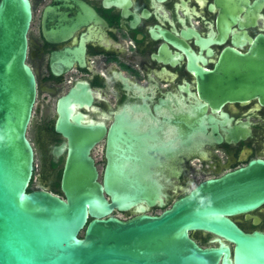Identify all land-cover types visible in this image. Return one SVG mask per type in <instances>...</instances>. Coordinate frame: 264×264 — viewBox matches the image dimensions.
I'll use <instances>...</instances> for the list:
<instances>
[{"label": "water", "instance_id": "95a60500", "mask_svg": "<svg viewBox=\"0 0 264 264\" xmlns=\"http://www.w3.org/2000/svg\"><path fill=\"white\" fill-rule=\"evenodd\" d=\"M32 19L31 0H0V264H264V233H246L230 218L264 204V159L204 179L152 214L147 207L165 204L164 185L152 168L159 158L142 143L110 136L101 179L92 149L105 127L85 124L74 112L73 91L59 99L56 129L66 139L53 149L56 162L66 150L62 194L28 190L35 152L27 130L37 96L27 63ZM85 19L72 24L67 13L48 5L45 36L65 39ZM226 54L214 70L199 69L203 96L218 107L254 97L264 102V36L246 53L230 48ZM69 56L68 47L52 54L55 73L70 67ZM134 208L127 218L115 214ZM191 230L234 241L233 257L224 241L203 247Z\"/></svg>", "mask_w": 264, "mask_h": 264}, {"label": "flooded vegetation", "instance_id": "af4514ba", "mask_svg": "<svg viewBox=\"0 0 264 264\" xmlns=\"http://www.w3.org/2000/svg\"><path fill=\"white\" fill-rule=\"evenodd\" d=\"M31 2L27 63L36 76L37 96L27 135L35 157L41 155L55 176L66 156L65 150L54 161L53 149L66 139L56 129L58 103L70 91V104L84 115L83 122L105 127L92 149L101 179L110 136H120L122 144L142 143L144 151L159 158L152 168L164 185L165 204L147 207L152 214L204 179L264 159V102L254 97L214 106L201 93L199 74L200 68L214 70L227 49L246 53L264 36V0ZM48 5L67 13L72 24L79 16L86 19L67 38L49 41L43 26ZM66 47L71 65L55 73L52 54ZM97 157L103 159L102 169ZM230 218L246 233H264V204ZM189 234L203 247L224 241L233 257L234 241L206 230Z\"/></svg>", "mask_w": 264, "mask_h": 264}, {"label": "rangeland", "instance_id": "374dc122", "mask_svg": "<svg viewBox=\"0 0 264 264\" xmlns=\"http://www.w3.org/2000/svg\"><path fill=\"white\" fill-rule=\"evenodd\" d=\"M35 13H36L35 18L37 19L38 11ZM97 161L100 169H102L104 164L103 159L97 157ZM34 164H35V168H34V175L31 186L33 188H37L46 185L51 188L52 181L54 180V178H56L55 173L52 172V170H50L49 168H46L44 159L41 155H36ZM117 214L120 216L125 215L121 212H117Z\"/></svg>", "mask_w": 264, "mask_h": 264}, {"label": "trees", "instance_id": "16d2710c", "mask_svg": "<svg viewBox=\"0 0 264 264\" xmlns=\"http://www.w3.org/2000/svg\"><path fill=\"white\" fill-rule=\"evenodd\" d=\"M53 164L56 165L57 163H53ZM61 171H62V169H60L57 172L56 179L52 181V186L57 188L56 192L59 193V194H62L61 189L59 187V180H60V177H61ZM31 184H32V182L30 183V185L28 187V190L33 189V187L31 186Z\"/></svg>", "mask_w": 264, "mask_h": 264}]
</instances>
